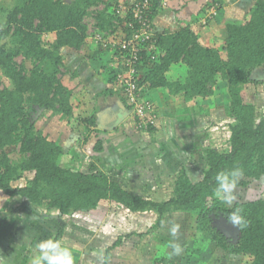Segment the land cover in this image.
<instances>
[{"label": "trees", "instance_id": "16d2710c", "mask_svg": "<svg viewBox=\"0 0 264 264\" xmlns=\"http://www.w3.org/2000/svg\"><path fill=\"white\" fill-rule=\"evenodd\" d=\"M139 1L150 3L155 32L141 44L137 66L141 99L152 108L149 115L157 117L155 106L144 99L149 90L164 92L172 101L193 103L198 113H205V104L224 86L230 103L231 122L218 126L227 135L224 145L204 149L207 168L203 180L192 183L182 170L175 179L172 197L164 202L136 195L104 172H83L80 167L62 165L63 144L37 128L40 115L46 114L95 127V118L79 115L77 100L84 85L78 71L65 67L64 51L84 54L91 38L98 51L117 56L121 66L127 56L110 38L131 15L118 14L117 10L120 5L129 7ZM169 1L14 0L6 24L0 28V71L10 82L0 90V195L21 197L47 211L46 217L64 221L55 236L62 240L68 228L65 221L74 224L78 214H89L104 205L132 213L152 212L158 216L155 229L168 214L193 215L197 230L211 235L210 243L218 250L243 258L246 264H264V199L235 201L228 207L214 193L215 176L222 170L243 169L237 188H247L264 177V113L249 89L264 85L263 79L253 77L256 71L264 73V0L255 2L243 23L226 25L221 47L203 45L189 23H182L173 33L158 34L154 18L168 8ZM218 4L214 0L205 5L207 20L216 17L211 12ZM101 5L95 22L88 26L86 18ZM96 33L103 35L98 44ZM176 65L186 69L183 80L172 81L167 76ZM111 76L113 83L116 71ZM102 145V141L96 145L97 154L102 153ZM19 181L25 184L15 185ZM237 207L246 223L239 227L234 244L217 228L216 221H227Z\"/></svg>", "mask_w": 264, "mask_h": 264}, {"label": "crops", "instance_id": "0c3cea01", "mask_svg": "<svg viewBox=\"0 0 264 264\" xmlns=\"http://www.w3.org/2000/svg\"><path fill=\"white\" fill-rule=\"evenodd\" d=\"M211 1L214 0H170L167 3L168 8L161 9L154 18L156 32L158 34L173 33L180 28L182 23H189L203 45L221 47L225 38L226 25L235 23L233 20L236 14L234 12L236 9L235 0H215L219 1L221 5L218 4L215 6L217 8H212H215L216 17L209 21L207 20L208 16L204 15L203 9ZM248 13H246V17ZM87 42L88 49L84 54L66 49L64 62L68 70L79 72L84 85V91L77 100L79 115L81 118H95L96 125L88 127L83 122L77 123L81 125L80 131L93 133L99 141H102L103 151L99 158L102 159V163L108 171L106 174L122 183L136 195L158 202L168 201L171 198L175 179L182 170H186L192 183L203 180L204 173H200L192 165L182 168V160H187L182 156L189 148L188 143L187 146L183 145V141L189 133H197L195 130L198 126L195 124H199L202 120L201 115H197L190 118V120L194 119L195 123L192 124L190 120H184L186 118L183 119V116H187L190 109L197 106L184 101L169 100L164 92L158 90L146 91L144 99L155 106L154 112L156 109L157 117H155L152 131L150 129L136 130L130 106L125 100L122 90L119 89L116 81L113 83L110 81V78H113L111 73L114 71L112 56L106 51H98L91 38H88ZM167 76L172 81L183 80L187 76V72L182 65H176L172 67ZM110 90L114 92L110 93ZM210 102L207 103L208 110L206 111H209V106L210 109L216 106L214 105L215 100L211 104ZM51 119L50 123L53 129L69 130L70 128L74 130L71 125L74 126L75 122L72 120L70 122L68 119H62L60 115L52 116ZM74 132L76 131L74 130ZM189 149L190 156H193L195 153L191 151V148ZM193 173L198 175L194 176ZM170 180L172 185L169 184ZM165 187L168 189L166 195L160 199L156 198L154 193ZM112 210L110 209V211ZM125 210H121L124 212L115 217L117 219H108L112 214L108 215V209L104 211L106 226L101 231L102 233L92 238L91 242L96 239L92 247L80 248L76 244L71 245L76 247L74 264H104L105 261L107 264H156L160 262L183 264L184 246L189 238L188 234H184V238L186 237L187 240L183 243V248H180V254H175L172 248L173 243L170 241L167 231H164L166 230L164 228L167 227L164 221L171 214L165 216L161 225L156 229L160 230L163 226L162 231L158 233L154 229L150 235H144L149 225L154 224L155 227L158 216L152 212L132 213ZM172 214H181L183 221L192 220L185 213ZM129 225H131L130 228ZM131 228L132 230L129 231ZM164 236L166 243L162 242ZM209 239L211 238L209 237ZM210 245L213 250L220 251L214 244L210 243ZM111 249L113 250L109 254L108 250ZM201 252L206 254L204 250ZM226 257L236 260V257L230 254H226ZM192 260L195 261L187 259V264L198 262L195 257Z\"/></svg>", "mask_w": 264, "mask_h": 264}, {"label": "rangeland", "instance_id": "374dc122", "mask_svg": "<svg viewBox=\"0 0 264 264\" xmlns=\"http://www.w3.org/2000/svg\"><path fill=\"white\" fill-rule=\"evenodd\" d=\"M256 1L257 0H235L236 11L234 10V12H236V14L233 17V20H235L236 24H241L247 19L248 16L246 17V13L249 12L250 8ZM13 5L14 0H0V28L4 27L6 24L7 13L13 8ZM102 8L103 6H99L91 10V14L85 20L88 26L95 22V12ZM18 60L20 62L21 58ZM253 77L264 80V73L256 71ZM9 85L10 82L4 78L0 71V90ZM221 88L223 90L219 92L217 91L216 96L210 100L211 102L215 100L214 105L216 106L214 108L210 109L209 106V111L198 113V108L195 107L194 109H190L187 116H183V119L186 118L184 119L186 121L197 115H201L202 118L199 124H195L198 126L195 130L197 133H189L188 137L186 136L184 139L185 141H183V145L187 146L188 143L191 151L195 153L193 156L191 155V157L190 149L188 148L185 150L186 153L182 158L187 160H182L183 169L188 165H192V167H195L196 170L205 175L207 163L204 149L212 144V146L224 145L222 140L227 137V135L225 136L218 126L227 124L231 121L228 116L230 103L228 97L224 94L226 93L224 86ZM249 89L255 96L254 101L257 106L262 108L261 113H264V85H251ZM210 101H208V103ZM207 106L208 105L205 104V107ZM172 107L174 106L172 105ZM206 110H208V108H206ZM51 117L52 115L47 114L40 115V119L37 120V128L41 129L54 141H61V143L64 144L65 157L61 160L62 165L70 167L74 165L78 168L80 167V170L83 172H108L102 163V159L99 158L101 157L100 153L97 155V152L95 151V147L99 142L96 135L80 131L81 125H79L76 120H74V126L71 125L76 132L70 128L69 130L53 129L50 123L52 120ZM193 120H190L192 124L195 123ZM194 135L195 137H193ZM191 137L192 139H190ZM195 173H193V175L197 176L198 174ZM24 184V181H19L15 185ZM169 184L172 185L171 180L169 181ZM172 189H174V187ZM167 190L166 187L160 188L159 191H156L157 193H154L155 197L160 199V197L166 195ZM235 194L237 196L236 201L241 202L264 199V177L259 181H253L247 188H237ZM107 207L102 206L100 210L92 211L86 215L78 214L80 216L75 219L74 224L65 221L68 223V228L64 234L63 241L72 249L73 254L76 247H72L71 245L76 244L80 248H89V246H93L96 239L91 242L92 238L95 235L102 233L101 231L104 230V227L106 226V221L104 219L106 218L104 216V211L106 209H108L107 212L109 216L112 214L108 219H117L115 217L124 212L121 210H125L124 208ZM110 209L113 210L110 211ZM47 213V211L35 207L21 197L9 198L0 195V259H3L4 264H31L37 243L41 240L55 237L60 228L66 224L64 221L57 222L50 219L52 217H46ZM188 216L192 220L183 221L181 219V214H171L168 215V217H166L167 220L164 221L167 225V227L164 228L166 229L164 231H167L169 239L173 243L172 245L183 248V243L187 240L185 239L186 237L184 238V234H188L189 240L184 246L185 253L183 264L188 263L186 262L187 259L194 262L195 260H192L194 257L198 260L195 264H246L243 258L236 257V260L227 259L225 253L213 250L210 245L211 239H209V237L211 238V235L198 231L196 228L195 216ZM71 218L73 219V217ZM174 225H179V229L176 236L173 237L170 233V229ZM130 226L131 225H129V228ZM216 226L232 239V243H237V232L239 234V227H234L229 222L223 220L216 221ZM132 228L129 229V231H131ZM147 229L148 230L144 235H150V232L154 231V224L151 226L149 225ZM162 230L163 226L160 230L155 229V232L159 233V231ZM162 234L165 235L164 232H162ZM165 240L166 237L164 236L162 242H165ZM203 250L206 254L201 252ZM177 262H179V260H177Z\"/></svg>", "mask_w": 264, "mask_h": 264}, {"label": "built area", "instance_id": "2783aa9c", "mask_svg": "<svg viewBox=\"0 0 264 264\" xmlns=\"http://www.w3.org/2000/svg\"><path fill=\"white\" fill-rule=\"evenodd\" d=\"M214 10L211 12L212 16L216 14ZM117 12L118 14L123 12L125 15L129 13L131 18L124 22V25L120 26L115 35L110 38L111 44L119 47L127 56L121 66L118 65V57H113L114 65L112 66L114 71H116V84L122 90V94L130 106L134 126L136 130L143 131L155 124V117L149 115L152 110L151 106L148 103H144L141 99L137 69L141 61V44H145L155 34L152 26L153 20L151 19V5L148 1H139L129 7L120 5ZM92 28L91 26L90 34L94 32ZM124 28L130 34H127ZM94 40L97 44L102 42L103 35L96 33Z\"/></svg>", "mask_w": 264, "mask_h": 264}, {"label": "clouds", "instance_id": "9594fccd", "mask_svg": "<svg viewBox=\"0 0 264 264\" xmlns=\"http://www.w3.org/2000/svg\"><path fill=\"white\" fill-rule=\"evenodd\" d=\"M243 176L244 171L240 167L222 170L216 174L214 193L225 206L231 207L237 200L235 193ZM227 221L234 227H242L246 223L242 209L237 207L231 211L227 216ZM178 229L179 225H174L170 229L173 237L176 236ZM173 252L179 255L181 249L173 245ZM0 264H4L3 259H0ZM31 264H74V254L62 239L50 237L37 243Z\"/></svg>", "mask_w": 264, "mask_h": 264}, {"label": "water", "instance_id": "95a60500", "mask_svg": "<svg viewBox=\"0 0 264 264\" xmlns=\"http://www.w3.org/2000/svg\"><path fill=\"white\" fill-rule=\"evenodd\" d=\"M123 107V106H122Z\"/></svg>", "mask_w": 264, "mask_h": 264}]
</instances>
